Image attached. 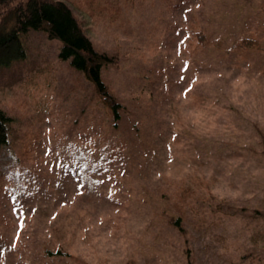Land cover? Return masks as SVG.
<instances>
[{"label": "rangeland", "instance_id": "obj_1", "mask_svg": "<svg viewBox=\"0 0 264 264\" xmlns=\"http://www.w3.org/2000/svg\"><path fill=\"white\" fill-rule=\"evenodd\" d=\"M63 1L125 110L42 31L0 66V264H264V0Z\"/></svg>", "mask_w": 264, "mask_h": 264}, {"label": "trees", "instance_id": "obj_2", "mask_svg": "<svg viewBox=\"0 0 264 264\" xmlns=\"http://www.w3.org/2000/svg\"><path fill=\"white\" fill-rule=\"evenodd\" d=\"M0 7V66L24 60L23 39L42 31L48 39L59 41L58 58L68 61L69 67L93 86L95 98L116 126L125 108L101 76L103 68L116 63L115 57L96 49L71 8L63 0H0ZM12 123L0 109V171L4 175H9V158L18 160L7 154ZM56 255L63 256L60 252Z\"/></svg>", "mask_w": 264, "mask_h": 264}, {"label": "snow or ice", "instance_id": "obj_3", "mask_svg": "<svg viewBox=\"0 0 264 264\" xmlns=\"http://www.w3.org/2000/svg\"><path fill=\"white\" fill-rule=\"evenodd\" d=\"M21 227H23V224H21ZM17 235H19V233Z\"/></svg>", "mask_w": 264, "mask_h": 264}]
</instances>
